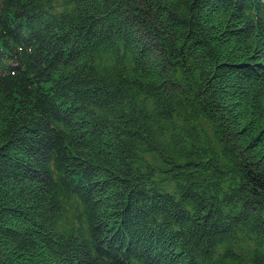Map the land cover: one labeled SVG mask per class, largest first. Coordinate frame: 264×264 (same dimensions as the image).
<instances>
[{
	"label": "trees",
	"instance_id": "obj_1",
	"mask_svg": "<svg viewBox=\"0 0 264 264\" xmlns=\"http://www.w3.org/2000/svg\"><path fill=\"white\" fill-rule=\"evenodd\" d=\"M0 264H264V0H0Z\"/></svg>",
	"mask_w": 264,
	"mask_h": 264
}]
</instances>
